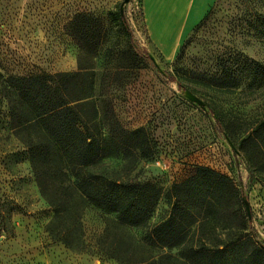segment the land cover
<instances>
[{
  "label": "rangeland",
  "instance_id": "1",
  "mask_svg": "<svg viewBox=\"0 0 264 264\" xmlns=\"http://www.w3.org/2000/svg\"><path fill=\"white\" fill-rule=\"evenodd\" d=\"M148 1L0 0V264H173L179 249L153 230L176 194L200 203L187 182L201 167L233 180L264 249V155L244 141L264 118V0H215L172 57ZM79 14L97 20L72 24ZM30 89L91 132L92 173L161 190L143 226L81 197L30 126Z\"/></svg>",
  "mask_w": 264,
  "mask_h": 264
},
{
  "label": "trees",
  "instance_id": "2",
  "mask_svg": "<svg viewBox=\"0 0 264 264\" xmlns=\"http://www.w3.org/2000/svg\"><path fill=\"white\" fill-rule=\"evenodd\" d=\"M119 19H124L122 10ZM96 20L79 14L72 24L82 21L80 27L85 28V22ZM25 104L30 110V126L37 128L53 151L60 154L82 198L115 213L131 226H143L151 218L161 196L155 184L122 182L92 173L100 154L91 132L68 117L61 106H48L37 89H30V100ZM142 131L136 129L131 134L139 136ZM244 141H253L264 155V118ZM199 171L187 184H193L198 196L203 192L200 203L187 205L176 194L171 215L153 230L155 240L179 249L177 255H169L173 264H264V249L254 245L247 217L242 215V197L233 180L209 167ZM39 183L43 188L41 178ZM225 230L227 239L223 237Z\"/></svg>",
  "mask_w": 264,
  "mask_h": 264
},
{
  "label": "crops",
  "instance_id": "3",
  "mask_svg": "<svg viewBox=\"0 0 264 264\" xmlns=\"http://www.w3.org/2000/svg\"><path fill=\"white\" fill-rule=\"evenodd\" d=\"M214 1L215 0L148 1L146 14L148 27L156 43L168 56L172 57L176 54L182 37L188 34L193 27L204 18ZM162 12L164 13L163 16L160 14ZM169 25L172 26V28ZM173 28L175 30H173ZM161 31L166 32L165 34H169L167 35L168 37L163 36L162 33H160Z\"/></svg>",
  "mask_w": 264,
  "mask_h": 264
},
{
  "label": "water",
  "instance_id": "4",
  "mask_svg": "<svg viewBox=\"0 0 264 264\" xmlns=\"http://www.w3.org/2000/svg\"><path fill=\"white\" fill-rule=\"evenodd\" d=\"M127 1H129V0H126V2ZM121 10H122V12H124V5L121 6ZM245 205H246L248 217L251 219L252 218V208H251L250 202L247 199H245Z\"/></svg>",
  "mask_w": 264,
  "mask_h": 264
},
{
  "label": "bare ground",
  "instance_id": "5",
  "mask_svg": "<svg viewBox=\"0 0 264 264\" xmlns=\"http://www.w3.org/2000/svg\"><path fill=\"white\" fill-rule=\"evenodd\" d=\"M162 13H163V12H162ZM162 13H160L161 16L164 15V13H163V14H162ZM176 13H177V12H176ZM170 21H171V20H170ZM172 21H173V19H172ZM172 21H171V22H172ZM171 22H169V23H171ZM162 23H163V21H162ZM169 23H168V24H169ZM172 25H173V24H172ZM169 26H170V25H169ZM170 27L172 28V26H170ZM168 28H169V27H168ZM165 29H166V28H165ZM162 30H164V29H162ZM170 30H171V29H170ZM170 30H169V31H170ZM173 30H175V29L173 28ZM160 33H162V35L165 36V37H166L167 35H169V34H165L166 32H163V31H161ZM173 34H174V33H173ZM173 34H172V35H173ZM163 36H162V37H163ZM173 36H174V35H173ZM167 37H168V36H167ZM164 41H165V40H164Z\"/></svg>",
  "mask_w": 264,
  "mask_h": 264
}]
</instances>
